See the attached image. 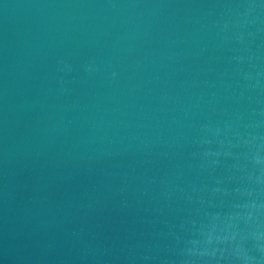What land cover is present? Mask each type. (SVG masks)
<instances>
[{
  "label": "water",
  "instance_id": "obj_1",
  "mask_svg": "<svg viewBox=\"0 0 264 264\" xmlns=\"http://www.w3.org/2000/svg\"><path fill=\"white\" fill-rule=\"evenodd\" d=\"M0 264H264V0H0Z\"/></svg>",
  "mask_w": 264,
  "mask_h": 264
}]
</instances>
